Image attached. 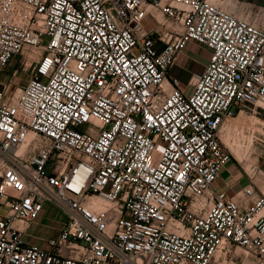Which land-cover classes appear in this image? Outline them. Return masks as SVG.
Wrapping results in <instances>:
<instances>
[{
	"label": "built area",
	"instance_id": "obj_1",
	"mask_svg": "<svg viewBox=\"0 0 264 264\" xmlns=\"http://www.w3.org/2000/svg\"><path fill=\"white\" fill-rule=\"evenodd\" d=\"M244 3L0 0V72L42 50L21 89L0 81V264H224L236 246L264 264V195L213 190L222 129L264 110V25L225 8ZM150 7L166 20L147 32ZM192 42L210 56L184 85ZM45 204L66 219L29 244Z\"/></svg>",
	"mask_w": 264,
	"mask_h": 264
},
{
	"label": "rangeland",
	"instance_id": "obj_2",
	"mask_svg": "<svg viewBox=\"0 0 264 264\" xmlns=\"http://www.w3.org/2000/svg\"><path fill=\"white\" fill-rule=\"evenodd\" d=\"M248 2L250 4L244 3L242 7L229 5L225 8L227 11L235 13L242 18L255 21L258 25H264V0H256V2L254 0H248ZM41 53V49L30 48L23 54L17 56L5 72H0V81L7 83L12 80L13 83L10 86V91L14 92L21 89L31 79L33 69ZM238 118L241 119V122L244 121V123L239 124L237 123L238 119H232L229 124L234 126L230 130H227V133L232 146L244 154L248 167L252 168L254 164H259L258 161L261 160L260 162H263L264 156L258 153L254 154L253 152L258 147L262 151L264 150V110L258 109L257 114H252L251 112H248V114L243 113ZM255 122H258L259 126L253 129ZM235 124L238 125L235 127ZM259 157L261 159L257 160ZM7 212L8 209L0 205V215L5 216ZM65 219L66 215L60 208L48 204V207L45 208L39 218L38 223L29 231L30 237L38 244L43 245V240L46 241L51 238H56L59 235V227ZM224 264H255V262L253 261V257L244 248L236 246L233 248L230 257L225 259Z\"/></svg>",
	"mask_w": 264,
	"mask_h": 264
},
{
	"label": "crops",
	"instance_id": "obj_3",
	"mask_svg": "<svg viewBox=\"0 0 264 264\" xmlns=\"http://www.w3.org/2000/svg\"><path fill=\"white\" fill-rule=\"evenodd\" d=\"M167 1L168 0H164V2H167ZM254 1L256 2V0ZM246 4H250V3L248 2ZM227 6L229 5H225V7ZM262 6H263V3H262ZM165 20H166L165 16L159 10H156L155 8L150 7L148 14L143 23L144 29L145 31L149 32L154 28H162L161 24ZM156 47L158 50H161L164 47V45L162 43H157ZM209 54L210 53L208 49H206L205 47L200 46L195 42L190 43L189 46L181 54H179L175 62V65L170 72L169 78L177 77L181 80V82L184 85L187 84L192 78L194 79L197 78V76H199L203 72L204 66L207 64L209 60ZM205 57H208V58H205ZM242 114L243 113H241L239 116L235 118L236 120L238 119L237 123L239 124L244 123V121L241 122V119L238 118ZM237 125L238 124H235V127ZM253 125H254L253 129L254 128L256 129L259 126L258 122H255ZM232 126L234 125L228 123L222 129V135H221V138L225 146L228 148V150L232 154V158L220 172L219 177L213 186V190L215 192H224L226 193V195L230 197L237 198L238 194L244 188L251 186L254 188L257 196H262L264 195V157H263V162H260L261 158L259 157L257 158V160H260L258 161L259 164H254L252 168H249L246 163L244 154L239 152L237 149H235L232 146V143L230 142V138L228 136L227 130H230ZM256 136H260V135H256ZM256 149L257 150H254L253 152L254 154L258 153L259 155L264 156V150L262 151L259 147ZM251 201L252 200L246 201L245 204L248 205L251 203ZM47 207H48V204H45L43 212L45 208ZM37 223L38 221L33 223L30 226L28 233L26 234V241L29 244H38L37 242L34 241L32 237H30V234H29V231ZM61 226L62 224L60 225L59 228H61ZM253 261L255 262L254 257H253Z\"/></svg>",
	"mask_w": 264,
	"mask_h": 264
}]
</instances>
